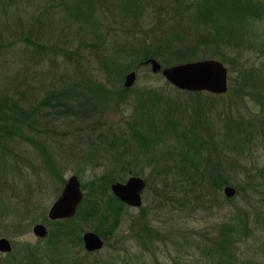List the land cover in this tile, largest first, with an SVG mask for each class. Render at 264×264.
<instances>
[{
  "label": "trees",
  "instance_id": "trees-1",
  "mask_svg": "<svg viewBox=\"0 0 264 264\" xmlns=\"http://www.w3.org/2000/svg\"><path fill=\"white\" fill-rule=\"evenodd\" d=\"M117 5L119 13L130 14L131 18L141 14L140 9L143 6L140 0H121ZM165 5L166 13V7L162 11L166 20L171 17L169 12L178 15L174 19V28H169L172 35L168 38L159 35L147 39L144 31L146 36L138 37L134 44L129 41L128 46L120 49L118 54H109L100 60L102 72L117 79L116 87L103 84L91 72L83 74L78 70L75 77L68 81L48 85L44 93L38 95L34 101L12 97L10 93L0 94V154L3 152L9 156L13 141L28 142L29 146L39 152L41 161L40 166L31 165L29 168L33 172L43 170L48 176L56 177L63 185L65 181L60 176L61 169L52 150L46 149V144L40 140L39 135L55 132L51 128V120H73L83 122L84 128L89 130L99 127L103 131L98 133V138H103L102 143L88 139L90 151L82 157L83 162L97 164L95 158L103 160L108 157L118 169L110 171L108 175L96 176L87 186H80L86 192L82 193L76 212L64 220H54L53 223L50 221L54 230L49 232L47 241L51 242L52 237V243L63 240L66 242L64 247H68V242L75 243L76 240L82 243L78 235L81 230L80 223L85 224L89 220L94 222L91 230L105 240L116 230L122 211L127 207L112 196L110 183L117 179L122 182L120 174L124 172L132 177L139 175L135 170L140 169L137 166L140 161L157 167L155 179H160L164 188L159 191L157 184L151 188L154 196L161 194L163 205L160 208L167 207L168 212L182 209L189 213L198 209L218 208L221 205L220 190L227 185L234 188V196L240 195L242 201L255 205L254 197H260L258 202L264 205V155L261 163L253 155L258 149L264 150V85L257 81H246L245 77L251 74L249 69L238 64L239 79L230 77V85L220 94L205 90H183L190 96L188 100L177 102L189 106V115L183 120L176 119L170 113L169 107L175 103L173 99H169L168 92L174 86L165 80L159 86L143 85L140 89L131 85L124 86L120 81L125 70L146 64L144 60L149 56L163 65H168L172 61L188 60L192 55L196 57V51L207 41L216 43L218 37L225 40L224 36H229L230 33L240 34L243 30L240 26L247 19L260 16L262 2L169 0ZM183 17H186L187 26V22H190L188 19L192 20L193 29H199L198 34L188 32ZM159 19L162 20V17ZM171 36L178 37L176 41L188 40L189 43L180 44L181 42L173 41ZM216 51L217 49L210 50L207 56L217 55ZM219 54L218 59L223 60L224 53L220 51ZM202 94L204 96L200 97ZM225 94L226 98L223 97ZM254 103L256 107L253 110L250 105ZM110 108L118 109L119 113L127 109L125 115H120L122 124L111 121L113 119L107 114ZM18 165L17 159H11L9 162L2 161L0 167L21 174ZM116 172H119L118 175ZM74 175L78 176L77 171ZM35 188L26 190V202L23 206H12L16 213L21 209L18 213L22 220L28 215H37V202L34 199L36 191L33 190ZM232 197H228L227 202ZM255 210V216L260 218L261 212L257 208ZM230 212L232 214L228 221L225 219L226 221L221 222L214 235L211 231L207 232L208 237L203 234V240L211 245L208 253L215 259L214 264H230L227 256L231 259L234 255L230 247L235 241L240 243L246 239L245 232H248V228L245 217L248 219V214L238 209ZM262 218L264 219V215ZM147 220L140 213L136 220L130 222L134 237L143 246L153 240L152 228ZM10 225L12 230L19 229L21 221L16 220ZM30 257L32 255L26 253L16 263L24 264Z\"/></svg>",
  "mask_w": 264,
  "mask_h": 264
},
{
  "label": "rangeland",
  "instance_id": "rangeland-1",
  "mask_svg": "<svg viewBox=\"0 0 264 264\" xmlns=\"http://www.w3.org/2000/svg\"><path fill=\"white\" fill-rule=\"evenodd\" d=\"M168 1L140 0L143 5L140 9L141 14L131 18L130 14L119 13L117 4L121 3V0H0V94L10 93L12 97L25 100L29 98L34 101L38 95L44 93L48 85H58L68 81L69 78L75 77L78 70L83 74L91 72L103 84L116 87L117 79L111 74L106 76L102 72L100 60L109 54H118L120 49L128 46L129 41L134 44L138 37L143 38L147 35V39H153L159 35L167 38L172 35L169 28H174V19L178 15L169 12L171 17L166 20L165 4ZM259 1L262 2L263 7L260 16L247 19L240 26L243 29L240 34L230 33L229 36H224L225 40L218 37L216 43L207 41L196 51V57L190 56V59L214 57L219 60L218 55L222 51L223 60L220 61L227 70L226 88L230 85L228 80L230 77L235 76V79H239L238 64H243L250 70L251 74L245 77L248 83L257 81L264 85V0H253L254 3ZM163 7H166L165 13L162 11ZM160 16L162 20L159 19ZM185 19L186 17L182 18ZM188 20H190L187 22L188 26L186 20L184 21L188 32L198 34L199 29L197 27L193 29L192 20ZM176 38L178 37H172L173 41L181 42L180 44L183 45L189 43L188 40L176 41ZM215 49L217 55L207 56L210 50ZM155 60L158 62L156 58ZM149 67L148 63L140 64L134 69L129 67L135 74L129 86L140 89L143 85L159 86L164 82V75L158 71L154 73ZM129 69L121 74L122 79ZM174 87L169 88L168 92L169 99H173L175 103V105L172 103L169 110L176 119L183 120L189 115V106L177 102L188 100L190 96L184 92L187 91L185 88ZM202 96L204 94L200 97ZM223 97L226 98L227 95ZM250 107L254 110L256 103ZM104 109L108 108L104 107ZM109 110L107 114L113 119L111 121L122 124L120 115H125L127 109L120 113L118 109ZM50 125L55 132L50 135L41 133L39 137L44 145L46 144V149L52 150L61 169L60 176L63 181L66 182L67 177L77 171L76 177L80 186L83 184L87 186L96 176L108 175L110 171L118 170L108 157L102 156L103 160L95 158L97 164L83 162L82 157L90 151L88 139L102 143L103 138H98V133L103 131L99 130V127L89 130L84 128L83 122L78 123L73 120H51ZM32 138L37 140L36 137ZM28 144L25 141H13L10 144L13 148L10 155L3 152L0 154L1 163L17 159L22 172L19 174L0 167V238H6L11 245L8 252H0V264H17L20 257H25L26 253L31 254L32 257L29 260L25 259L28 262L25 261L24 264H77V262L80 264H214L215 259L208 253L211 245L203 240L205 238L203 234L206 235L211 231L214 235L219 224L232 214L230 211L237 209L248 214V219L245 217L248 232H245L244 241L240 243L235 241L230 247L234 255L231 259L227 256V261L230 264H264V219L262 218L264 205L258 202L260 197H254L255 205L242 201L240 195L233 196L227 202L222 186L219 196L221 205L218 208L213 207L211 211L198 209L189 213L182 209L168 212L167 207L160 208L163 205L161 194L154 196L151 188L156 184L159 191L164 188L160 184V179H155L157 167L149 165L146 161H140L137 164L140 169L135 170L139 172V175H136L143 178L145 187L140 193L142 197L140 205L136 208L125 207L116 230L105 240L103 238L104 243L100 249L96 252H86L82 246L81 235L86 231H92L93 220L85 224L80 223L81 230L78 235L82 243L76 240L75 243L68 242V247H64L66 242L63 240L52 243V236L51 242L47 241L49 232L54 230L53 221L47 218V211L62 192L63 185L56 177L48 176L45 171L33 172L29 168L31 165L40 166L41 161L39 152ZM263 151L258 149L253 153L258 163L263 161ZM118 173L116 172L117 175ZM125 173L120 174L122 183L129 176ZM25 187L30 189L36 187L33 190L36 191L34 199L37 202V212H35L37 215L36 217L28 215L22 220L19 217L21 209L19 208V213H16L12 206H23L26 202L24 199L28 188ZM85 192L84 189L82 193ZM255 208L261 212L260 218L255 216L257 214L254 212ZM140 213L148 218L149 227L152 228L153 240L146 246L138 242L130 228V222L136 220ZM16 220L21 221V226L12 230L10 223ZM36 223L45 226L48 236L45 235L42 239L32 234L31 227ZM154 231L156 235L153 234Z\"/></svg>",
  "mask_w": 264,
  "mask_h": 264
},
{
  "label": "water",
  "instance_id": "water-1",
  "mask_svg": "<svg viewBox=\"0 0 264 264\" xmlns=\"http://www.w3.org/2000/svg\"><path fill=\"white\" fill-rule=\"evenodd\" d=\"M150 64L149 70L158 71L164 75V79L168 83H172L176 88L185 90L215 92L216 94L225 91L227 80L224 63L214 57H200L198 59H190L188 61H180L179 63H170V65H162L158 63L152 56L144 60ZM135 74L132 69L124 73L122 85L129 86ZM110 189L113 197L118 198L124 205L136 208L140 205L142 197L141 190H144L143 178L139 176H128L124 183L115 181L110 183ZM62 192L54 200L53 205L48 209L47 218L54 221L58 219L64 220L74 215L78 203L81 202L82 190H80L79 180L76 175L68 176L66 182L63 183ZM222 192L226 198L234 196L235 190L232 186H223ZM31 232L38 238H44L47 235L45 226L42 223H36L31 227ZM81 241L84 251L96 252L104 243V240L94 231H86L81 235ZM10 243L6 238H0V252H8Z\"/></svg>",
  "mask_w": 264,
  "mask_h": 264
}]
</instances>
